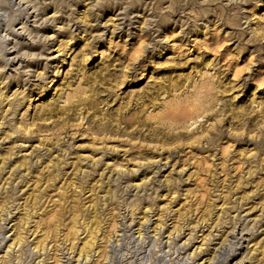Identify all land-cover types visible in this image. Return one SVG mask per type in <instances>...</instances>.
Listing matches in <instances>:
<instances>
[{
	"label": "rangeland",
	"instance_id": "obj_1",
	"mask_svg": "<svg viewBox=\"0 0 264 264\" xmlns=\"http://www.w3.org/2000/svg\"><path fill=\"white\" fill-rule=\"evenodd\" d=\"M40 6L39 38L0 67V264H32L36 246L40 264H182L140 249L146 220L147 237L181 229L178 246L193 230L200 264L238 215L253 230L233 263L264 264V0Z\"/></svg>",
	"mask_w": 264,
	"mask_h": 264
},
{
	"label": "bare ground",
	"instance_id": "obj_2",
	"mask_svg": "<svg viewBox=\"0 0 264 264\" xmlns=\"http://www.w3.org/2000/svg\"><path fill=\"white\" fill-rule=\"evenodd\" d=\"M37 1L38 0H0V67H1V71H4L6 69L9 71L11 68L14 69L15 62L19 61L20 58L18 57L19 56L18 49L22 45H20V43L17 42L18 39L23 38L24 34H27V36L31 39L39 38V33L41 31L40 26L46 24L45 20L43 22L41 21V19H38V17L42 15V9L40 8L41 7L40 5L44 7L46 2L50 4L54 1L61 2L62 0H41L42 4L40 3L37 4ZM29 8L32 10L31 14L28 13L27 9ZM7 13H10V14L7 18H5V15ZM15 13H19V19L22 18L23 21L25 20V24H24L25 26L22 24V28H21L22 30L19 34L15 33L13 26L10 27L11 23L15 21V18L12 19V15H14ZM31 19L34 20V23H33L34 25L32 26L31 29H29L26 25L29 23ZM9 36L13 37L12 41L9 40ZM42 43L45 44L44 41H42ZM11 72L15 73V69L12 70ZM31 72L33 71L29 70L28 75H30L29 73ZM178 114L184 115L181 112H177L176 116ZM171 122L173 123L174 121L172 120L170 121V123ZM118 182L119 181L117 178L112 180V183L118 184ZM150 190H152V188H149L147 192ZM123 193L127 195L128 193L127 189L124 188ZM142 194H144L143 197H145V200H147L146 198H148L149 195H146L145 191ZM9 215L10 214L8 213L6 214V216H9ZM1 217L2 215L0 212V223L3 221ZM131 222H130V225L132 224ZM145 222H146L145 224H141V225L139 224L138 230H137L138 241L135 240V242H137V245H140L139 246L140 249H144V244L146 240H148V242H146L147 245L149 244V242H152L154 240L161 247L160 252H162V255H163L161 257V262H164L165 259L163 257L168 256V253L173 250L179 253L182 252L181 253L182 257L179 261L182 264H195L194 262V259L196 257L195 251L190 254H187V251H186L190 242L195 240V235H192V233L194 232L193 230L190 231L191 233L188 235V239L182 245L178 246V244L175 243L174 240H177V238L183 235V232L181 233V229H173V231L169 233L168 236L163 239L162 234H160L161 226H159V228L157 227L153 229V234H154L153 237H147L144 235L147 232V229H148L147 226H148L149 220H146ZM231 222L233 224L232 229L227 234V236L219 244H217V246L214 248L212 257L210 259L205 260L204 262H201L200 264H229L235 261V256H234L235 249L234 248L236 246H241L242 241H246L243 238L244 236L252 237L251 235H252L253 229L251 227L248 228V225H245L244 222H241L239 215L236 217L235 221L231 220ZM1 231H2V228L0 225V235H1ZM118 232H124V233L129 234L132 232V228L128 226L126 227V231H125V225L123 226L121 223L118 227ZM116 233L117 232H115V234ZM120 237H123V235H120ZM206 238H210V234H208ZM5 241H6V238L2 237L0 239V246L3 243H5ZM12 241L13 242L7 247V251L5 252L6 256L8 255L9 251L15 249V247L18 246L22 242V238L19 237L16 240H12ZM119 242L120 240L116 242L115 248H119V245H118ZM198 250H200V248L196 249V251ZM67 251L71 252V248H69ZM45 253H46V247L36 246L28 252V256L31 257V260H32V257H36L34 261L32 262V264H40V263L45 262V258H43V255ZM231 253L232 255H230ZM24 255L25 254L21 256H24ZM179 255L180 254H178V256ZM61 256L62 258H65V256H63V253L61 254ZM87 258H88V255L83 254V257H82V253L80 251L78 253V258L74 261V263L82 264L83 259L87 260ZM67 260L68 262L72 261L70 258H68ZM244 262L245 260L242 257L240 260L234 262L233 264H243ZM56 264H58V261L56 262Z\"/></svg>",
	"mask_w": 264,
	"mask_h": 264
}]
</instances>
